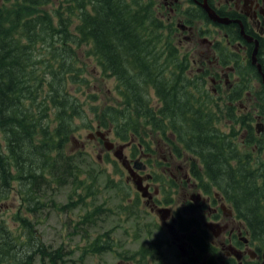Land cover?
<instances>
[{"label":"flooded vegetation","instance_id":"af4514ba","mask_svg":"<svg viewBox=\"0 0 264 264\" xmlns=\"http://www.w3.org/2000/svg\"><path fill=\"white\" fill-rule=\"evenodd\" d=\"M8 4L33 9L28 27L45 35L37 46H96L77 33L89 23L83 13L93 26L101 7L130 27L127 12L138 9L156 28V39L138 41L137 94L122 106L111 99L136 130L122 140L112 128H92L99 159L101 129L115 143L108 153L122 144L128 160L124 167L113 158L127 212L116 228L151 243L131 250L111 235L114 245L97 256L116 264H264V0H0V13ZM8 151L0 131V154Z\"/></svg>","mask_w":264,"mask_h":264},{"label":"trees","instance_id":"16d2710c","mask_svg":"<svg viewBox=\"0 0 264 264\" xmlns=\"http://www.w3.org/2000/svg\"><path fill=\"white\" fill-rule=\"evenodd\" d=\"M35 7L38 11L33 14L42 21L44 10ZM25 8L21 4L17 7L8 4L0 13V131L9 148L8 153L0 154V206L14 193L19 195L22 208L13 214L17 227L11 226L0 212V264H68L74 250H68L64 244L56 248L47 244L36 227L40 221L34 216L48 208L67 213L86 207L85 214L75 219L72 226L69 224L70 236L85 239L83 244L80 239L77 242V261L85 264L88 255L102 254L114 245L109 231L91 238V229L118 212L121 204L113 209L106 199L98 202L103 190L98 184L101 165L91 152L70 153L69 143L76 132L92 129L95 123L105 130L112 128L122 140H127L128 128L136 130V124L130 121L126 125L124 118L129 112L114 105L91 106L89 110L93 113L87 112V98L97 95H89L91 81L82 66L72 63L73 69L65 68L66 62H70L66 60L76 57L74 49L35 45L37 39L45 41V35L36 31V27L33 30L28 27L33 9L27 14ZM97 12L93 26L89 24L91 16L83 13L89 23L77 34L81 39L98 40L96 46L88 47L87 53L98 56L104 65L102 72L118 80L120 99L115 101L122 106V98L137 94L131 81L141 72L138 41L156 39L157 31L151 22L148 24V16L145 20L140 18L138 9L129 8L127 12L128 25L132 27L124 24L121 15H109L103 7ZM44 47L53 52L54 62H48L50 72L40 75L35 68H29L26 50L34 48L42 54L40 50ZM56 49L62 50L59 55ZM55 61L59 69H55ZM69 80L74 83L73 88ZM67 185L71 186L67 202L60 203L54 193ZM104 185L106 190L122 191V182L110 177Z\"/></svg>","mask_w":264,"mask_h":264},{"label":"rangeland","instance_id":"374dc122","mask_svg":"<svg viewBox=\"0 0 264 264\" xmlns=\"http://www.w3.org/2000/svg\"><path fill=\"white\" fill-rule=\"evenodd\" d=\"M67 16V14H65ZM39 31V30H37ZM88 47L83 45L77 50V47H69L70 49H74L76 57L73 58V60H66L70 61L69 64L66 62L65 68L71 67V69L74 68V65L82 66L85 76L90 79L91 88L89 90V95H94L96 98H87V112L90 113V115L93 113L92 110H89L91 106H102V105H109L112 103V98H116L114 96L117 95L116 92V80L115 78L108 77L106 74L102 72L104 65L100 62V58L98 56H89L87 53ZM58 48V47H57ZM27 51L28 55V62H29V68L33 70V68L36 69V74L42 75L43 72H50L52 69L48 67V62L51 61L54 62V57L52 53L49 51V47H44L42 50V54H39V50H36L34 48H29ZM62 50L56 49L57 55L60 54ZM49 58V59H48ZM41 59L47 60L40 61ZM104 60V59H101ZM78 62V63H77ZM73 63V64H72ZM55 69H59L58 61H55ZM70 69V72L72 71ZM49 70V71H48ZM46 73V74H47ZM44 74V76L46 75ZM70 81V87H74V83ZM70 89V88H69ZM95 130L92 129H82L79 132H76L75 137L73 138L72 142H70L69 151L70 153L73 152H91L94 154L95 157L98 158V156L101 154L99 148L100 146L97 144V139L92 136V132ZM86 155V154H85ZM107 157L110 159L114 158L112 156V153H108L105 149V153L101 156V159L99 161V164L101 165L102 174L100 175L98 179L99 187L102 188V193L100 196L99 203L103 201V199H106L107 205L113 209H118V206L120 205V192H117L116 190H106L103 188V185L106 183L108 177H111L113 179H119L117 177V174L113 172V167L115 166L112 161H107ZM99 159V158H98ZM96 164V162H95ZM71 191V186L67 185L65 187H62L60 189H57L54 193L55 198L60 203L67 202V196L68 193ZM14 193L11 195L10 199H7V202H2V206H0V212L2 214V217L7 218L10 221L11 226L17 227L15 223H13V214L16 213L18 210H21L20 208V201L18 199V196H14ZM86 211L85 208H79L72 212H59L58 210H55L53 208H48L41 212V214L37 217L34 216L36 219H39L40 224L37 225V230L39 234L41 235L42 239L45 240V242L49 245H51L53 248L58 247L61 244H64L68 250H74V253L71 255L69 253V256L71 260L68 262V264H81V262L77 261V242L81 238L77 235H69L72 223L75 219H78L80 215L84 214ZM28 214V213H27ZM119 217L111 216L109 219H107V222H105L103 225H101L100 229H108L112 226H115L119 222ZM70 223V225L68 224ZM95 234V233H94ZM93 234V235H94ZM117 239H121L119 241H124L125 245L124 248H130L136 249L139 248L141 244H149L151 243L152 237H147L146 235H142L137 241L124 233V230L122 228H115V233L113 234ZM84 241H81L80 244H83ZM107 253L103 256H89L86 258L85 264H116V257L115 261L111 258H107Z\"/></svg>","mask_w":264,"mask_h":264},{"label":"water","instance_id":"95a60500","mask_svg":"<svg viewBox=\"0 0 264 264\" xmlns=\"http://www.w3.org/2000/svg\"><path fill=\"white\" fill-rule=\"evenodd\" d=\"M211 15H214L212 12H211ZM215 16V15H214ZM216 17V16H215ZM97 134L102 138V139H105V133L103 132H100L98 131ZM105 146L108 150L112 149L113 146H114V143L112 141H109V140H105ZM115 156L122 161L123 165L124 166H127L128 165V162L126 159H124V154H123V145L120 146L115 152ZM139 189L142 190V187L139 185Z\"/></svg>","mask_w":264,"mask_h":264}]
</instances>
